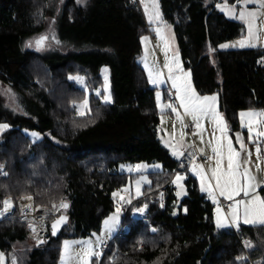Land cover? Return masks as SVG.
I'll return each mask as SVG.
<instances>
[{
    "label": "trees",
    "instance_id": "1",
    "mask_svg": "<svg viewBox=\"0 0 264 264\" xmlns=\"http://www.w3.org/2000/svg\"><path fill=\"white\" fill-rule=\"evenodd\" d=\"M131 2L0 0V82L14 91L22 111L7 107L0 94V124L9 126L0 132V163L8 171L0 184L9 186L0 191V207L8 197L19 203L26 196L46 208L69 205L60 235H49L41 246L18 218L1 222L0 254L7 264L13 258L16 264H59L64 240L100 232L115 212L113 194L136 178L121 173L120 166L157 162L163 170L148 173L150 185L123 208L118 232L127 230L103 247V256L92 264H249L247 254L262 264L264 226L218 229L216 206L192 176L185 183L187 195L178 199L172 181L181 168L159 140L155 89L139 62L141 36L151 26L141 6ZM222 3L240 6L237 0H160L163 20L173 27L176 50L195 89L201 95L218 94L234 135L242 111H264V48L218 50L245 34L242 23L218 9ZM49 18L56 19L71 48L64 56L24 50L25 41L43 33ZM104 66L111 69L112 104L92 93L103 85ZM78 75L86 77L90 95L70 82V76ZM85 100L90 112L82 117L75 105ZM26 131L41 139L33 143ZM17 182L27 183V190H17ZM260 193L264 199V188Z\"/></svg>",
    "mask_w": 264,
    "mask_h": 264
},
{
    "label": "snow or ice",
    "instance_id": "2",
    "mask_svg": "<svg viewBox=\"0 0 264 264\" xmlns=\"http://www.w3.org/2000/svg\"><path fill=\"white\" fill-rule=\"evenodd\" d=\"M88 0H77L78 4H87ZM240 4V9L237 14V10L235 5L229 7L227 4L220 6L221 11H224L226 15H228L232 19L240 20L247 29V36L243 39L239 40L234 44H221L219 47L221 49L229 48V47H239V48H251L257 46V41L259 39L257 33V18L259 15L264 14V0H237ZM141 3L144 4L145 14L148 16L149 23H154L161 20L160 13L158 11V5L155 4V0H153L152 7L154 11L149 13V6L145 3V0H141ZM249 4H257L258 10H250L247 5ZM165 27H167L165 25ZM157 36H161V28L158 26L156 28ZM54 38V37H53ZM48 39L46 36H40L38 40L35 41L36 49L42 50L45 41ZM147 37L143 38L142 42H146ZM59 44V41H56ZM32 43L29 42L26 44V47H31ZM264 63V60L260 61ZM147 68V65H145ZM164 67L167 69L168 77L167 79L171 81L172 87L175 89V101L165 104L161 108V112L165 109H171L173 113L176 114V119L181 121L182 127L183 121L181 119V114L178 111L179 109H183V113L186 116H190L194 123V131L193 135H199L201 138V142H203V125L202 121L209 120L213 123L214 129L219 132L218 137H214V143L210 142L211 152L214 154L215 159V167L205 171L203 165L197 164L196 161V151H190L187 153L189 157H191L193 163L191 164L190 171L193 175L197 176L200 180V187L202 192H206L209 198L212 200L213 204H216V215H215V225L218 229H225L230 226H235L239 228L240 222L246 225H262L264 226V199H262L258 194H256L257 185L254 183V178L249 175L247 169L241 168L240 163V152L233 147V142L228 136V126L224 121L223 116L217 110V96H201L198 95L196 90L193 88L191 83V73L185 72L181 66V62L179 59L178 52L174 53V58L171 63H165ZM107 72V69H104ZM149 82L154 85H159L164 83V80L161 79L162 74L159 71L149 70L148 73ZM71 79V77H70ZM107 77L105 76V92H107ZM97 96H100L101 93L99 91L96 92ZM104 103H111L110 95H105L103 97ZM160 94L157 93V102L159 105ZM82 108L87 110L88 101L85 100L84 104L81 105ZM81 115L84 113L81 112ZM242 126L247 128L248 139L250 142L256 143V154L259 159L261 148L258 142L259 137H264V129L255 130V126L258 124H264V112L256 113L253 111H242L240 114ZM9 126L7 124H0V132L4 129H7ZM36 133H32L33 137H36ZM181 138L185 135V133H180ZM36 141H33L35 143ZM166 146L171 148V153L177 159L184 156L185 153L181 150H178L174 144H170L165 142ZM236 143L240 145V149L243 151L244 148V140L241 135L237 133L236 135ZM189 148H192L193 145H189ZM201 154H203V149L199 150ZM250 156L251 153L249 152ZM209 160L213 159V157H209ZM226 160L227 166L226 168L222 167L223 162ZM156 167H160L157 165ZM4 166L0 165V176L7 177L8 172L3 171ZM210 172V175L208 174ZM185 177L181 174H177L175 179L172 181L173 184L176 185L178 191L176 192L177 197L181 195L183 190V185L181 181H183ZM145 182L147 178H145ZM136 192L139 195L140 193V185H137ZM243 193V196L248 199H240L237 200L235 197ZM116 195L115 193L113 194ZM218 197H224L225 200L231 201V206L227 214L222 211V208L219 204ZM28 200H31L32 197L28 196ZM67 203H60L59 205L53 204L52 210L57 211L59 208L67 209ZM12 207L11 203L8 200L4 201V212H7ZM28 211H32V205L29 204L26 206ZM147 205L144 207L138 208L137 211L139 213H144ZM24 211V209H22ZM187 212V209H184ZM4 212H0V217L4 215ZM120 209L117 208V214H119ZM175 214V213H174ZM44 215H48V210L46 209ZM230 217V221H229ZM112 221L111 226H109V220H105L104 223L108 227V232L115 231L117 227H119L120 221L119 216L115 215L110 218ZM66 221V217L61 215L58 219H56L51 225V233L52 235H56L58 228L62 223ZM29 228L35 233L36 228L33 224L29 223ZM153 232L156 231L155 228L152 229ZM99 238H97V243H99ZM37 243H43L42 240L37 238ZM100 253L95 251L91 242H84V246L82 248V254L79 255L78 260L79 264H88V261L93 256H99ZM67 257L70 260L71 252H70V244L68 241L64 242V249L62 254V261L64 264H67L65 260ZM4 257L0 254V264H3ZM12 264H16L15 258H13Z\"/></svg>",
    "mask_w": 264,
    "mask_h": 264
},
{
    "label": "rangeland",
    "instance_id": "3",
    "mask_svg": "<svg viewBox=\"0 0 264 264\" xmlns=\"http://www.w3.org/2000/svg\"><path fill=\"white\" fill-rule=\"evenodd\" d=\"M145 3L148 4L149 13L151 14L154 11V9L152 7L153 0H145ZM155 4L158 5V11L160 13L161 20L154 22V23H151V29H152L153 33H145L141 36L142 54L139 58V62L142 65L143 69L145 70V73H146L150 87L155 89L156 104H157L158 112L160 113V126H159V130H158V137L161 139L162 143L165 146H166L165 142H168L170 144H174L177 147V149L181 150V151L184 148H188L189 145H193V146L199 145V147L204 145V146L208 147L206 142L204 141V139H203L202 144H199L198 139H197V135L191 136L188 133V131H187L188 127H189L188 124L193 123V121H192L190 116H187L188 117L187 118L184 115L183 109L178 108V111L181 114V119L183 121V125H184L183 127H182L181 121H178L176 119V114L173 113L171 111V109H165L163 111V113L161 112V108L165 104L170 103V102H176L175 99L171 100L169 98V95L172 92L175 95V89L172 87L171 81L167 79L168 72H167V69L164 67V65H165V63H171L173 61V58H174V53H177L178 51L169 42L168 34L166 31L167 29L165 27V25L168 26V24L165 23L163 20V14H162V8H161L160 0H155ZM225 4L226 3H222L219 5L223 6ZM142 5L144 7L143 3H142ZM228 6L231 7L232 5H228ZM235 7L237 10V14H238L240 6L239 7L235 6ZM247 7L250 10H258L257 4H249V5H247ZM218 9L220 10V8H218ZM221 12H223L226 15V13L224 11H221ZM145 16L148 19V16L146 14H145ZM226 16L231 20L238 21V22L242 23L238 19H232L228 15H226ZM158 26L161 28V35L163 38H161V36H157V34H156V28ZM257 28H258L257 35H258L259 39L257 41L256 47H251V48L229 47V48H225V49H221L219 47L218 50L228 51V50L264 48V14H261L258 16ZM42 35L48 37V39L45 41L42 50L38 51L35 47V41L38 40L40 38V36H42ZM246 36H247V29L245 26V34L241 39H243ZM144 37H147L146 42H142ZM241 39H239V40H241ZM239 40L229 42V43H224V44H234V43L238 42ZM56 41H59V44H57ZM29 42L32 43V46L26 47V44H28ZM24 50L35 51L43 57L53 58V57L64 56V55L68 54V52L71 50V48L68 47V45L65 43L64 39L61 37V35L59 33L58 26L56 25V19L55 18H49L46 22L45 30L43 33L36 35L32 38H29L28 40L25 41ZM212 54H213V51H210V55H212ZM179 59H180L181 66H182L183 70L185 72H190L189 70H186L183 67L180 55H179ZM145 65H147V68L145 67ZM104 69H107V72H105ZM149 70H153L154 74H155V71H159L162 74L161 79L164 80V83H161L159 85H154V84L150 83L149 82V76H148ZM101 76L103 79V85L99 89L93 91L92 93L94 95H96V92L99 91L101 93L100 96H101V100L103 103H104L103 97L105 95H110L111 103H107V104H112L113 103V95H112V89H111V76L112 75H111V69L109 66L102 67ZM105 76L107 77V81H108L107 82V92H105ZM70 77H71V79H70ZM70 77H69L70 82L74 83L77 86V88L87 92L88 95L91 94V92L89 91V88H88V82H87L86 77L81 76V75L70 76ZM190 79H191V83L193 85V88L195 89L193 81H192V77H190ZM196 92H197V90H196ZM157 93L160 94L159 105L157 102ZM0 94H1L3 101L7 107H10L15 111L22 112L19 105H18L17 97H16L14 91H12L9 87L2 84L1 82H0ZM197 94L201 95L198 92H197ZM212 95H216V94L201 95V96H212ZM83 104H84V102L78 103L75 105L77 114L79 116H82V117L86 116L90 112L89 102H88L87 110H85L84 108L81 107V105H83ZM104 104H106V103H104ZM217 110L219 111L218 99H217ZM246 111H253L256 113L261 112L258 110H246ZM81 112H83L84 114L81 115L80 114ZM187 120H188V123H186ZM224 121L226 122L228 129L230 130L229 124L225 118H224ZM239 122H240V129L234 133L233 137L229 133H228V136L233 142V147L236 148V150L240 152L241 168L242 169L246 168L249 175H251L254 178L253 171H252V169H250V167L247 165V163L248 162L252 163V161H254L255 168L258 170V172L260 170L264 171V168L262 167V157L264 156V137L258 138V142H259L260 148H261L260 157L258 159L257 154H256L257 144L249 141L247 128L242 126L240 115H239ZM202 124L204 125L205 133H208L210 135L212 134L213 139H211V142L214 143V137H218L219 132L214 129L213 123L210 122L209 120L202 121ZM261 129H264V124H258L255 126V130H261ZM181 132L185 133L183 138H181V135H180ZM32 133H36L37 134L36 137H33ZM237 133H239L241 135L242 139L244 140L245 150H243V151L240 149V145L236 143ZM25 134L30 136L34 141L41 139V135L38 134L37 132H34V131H26ZM181 145L183 146V148ZM167 148L171 152V148L168 146H167ZM209 150H211V145L209 146ZM249 152L251 153L250 156L248 155ZM212 157H213V159H211L209 161V163L206 167L207 169L204 167L206 172H208L209 169L215 167V159H214V156H212ZM157 165H159L160 167L159 168L156 167ZM226 166H227V162L225 160L222 164V167L226 168ZM162 170H163L162 164L157 163V162L156 163L140 162V163H135V164L134 163L133 164L132 163L122 164L119 168V171L121 173H126V174H136V178L133 180L132 179L129 180L127 185H125L123 188H121L119 190H116V192H115L116 195L114 196V199L117 203V208L120 209V212H119V214H117V208H116L115 212L112 213L110 216H108L105 219V220H109V222H110L109 226H111L112 221L110 220V218L115 216V215H118L119 221H120L119 227H117L115 231H113V232H111V234H109V232L107 230L109 226H106L105 223L103 222L101 231L93 234L92 236H90L88 238L64 240L63 244H62V248H61V256H60L59 264H64V261H62V254H63L65 241H68L70 244V252H71V257H72L70 260H68L67 257H65L67 264H79L78 257H79V255L82 254V248L84 246V242H91L94 250L98 251L100 253V255L98 257L97 256L91 257L88 261V264H92V260L94 258H97L100 260V258L104 254L103 245L106 242L109 243L119 233L118 231L121 228L123 208H124L125 204L130 203L131 200H133V199H137V198L141 197L143 189L146 186L150 185V179H149L148 173L162 171ZM178 174H181L185 177V179L183 181H181V183L183 185V190H185V181L187 180V178H189V176H193V178L195 179L197 185L199 186V188L201 190L200 180L197 176L192 174V172L190 171V167L188 168L187 171H182V172H179ZM208 174L210 175V172ZM145 178H147V181H149V182H145ZM174 179H175V177H174ZM138 184L140 185L139 195L136 192V188H137ZM183 190H182V192H183ZM242 194L243 193H241L238 196H241ZM221 198L224 199V197H221ZM242 199L246 200L248 198H242ZM215 215H216V212H215ZM214 218H215V216H214ZM229 221H230V218H229ZM240 223H243V222L241 221ZM229 228H234V227L230 226V227L225 228V229H229ZM126 230L127 229H124L123 231H126ZM97 238H99V241H100L99 243H97ZM3 257H4L3 264H7L6 257L4 255H3Z\"/></svg>",
    "mask_w": 264,
    "mask_h": 264
},
{
    "label": "built area",
    "instance_id": "4",
    "mask_svg": "<svg viewBox=\"0 0 264 264\" xmlns=\"http://www.w3.org/2000/svg\"><path fill=\"white\" fill-rule=\"evenodd\" d=\"M131 3L132 5L138 6L139 8L141 6V0H132ZM187 131L191 135L193 133L192 127L189 126ZM190 151H196V160L198 159V151H197L196 146L194 145L192 148H188L184 152L185 155L182 156V158L178 162V165L181 169L187 168L193 163L191 157L187 155V153ZM263 162H264V158H263ZM0 165L4 166L3 171H7L5 164L0 163ZM1 177H4V176H1ZM163 195H164V189L161 190V196L163 197ZM27 197L28 196L22 198L19 203L15 202V200L11 197L6 198L5 200H8L11 203L12 207L7 212H4V202H3L2 207H0V212H4V215L0 217V223L6 220L18 218L23 223H26L27 226L29 225V223L33 224L36 228V232L34 233L32 229H30L28 226L30 230V237L32 241L36 243L37 246H41L45 244L46 238L48 237V231L50 228V220L54 217H58L62 215L65 212V209L59 208L57 211H53L52 207L46 208V207L36 205L35 199L33 196H31L32 197L31 200H28ZM61 203H65V202H61ZM29 204L32 205V209H33L32 211H28L26 208V206ZM219 204L226 211L231 206L230 202L225 203L223 201H220ZM22 209H24V211H22ZM46 209L48 210L47 216L44 215V212ZM123 234H124V231L119 232L117 235L118 238H121ZM37 238L42 240L43 243H37ZM103 247L106 249L108 247V243H105ZM244 260L248 262L249 264H257L251 259L249 254L245 256ZM262 264H264V260Z\"/></svg>",
    "mask_w": 264,
    "mask_h": 264
},
{
    "label": "crops",
    "instance_id": "5",
    "mask_svg": "<svg viewBox=\"0 0 264 264\" xmlns=\"http://www.w3.org/2000/svg\"><path fill=\"white\" fill-rule=\"evenodd\" d=\"M141 9H142V11H143V14L145 13V11H144V7H143V5H142V3H141ZM144 16H145V14H144ZM145 19H146V22L151 26V24L149 23V21H148V19H147V17L145 16ZM166 31H167V34H168V38H169V42L172 44V46L173 47H175V49H176V43H175V36H174V30H173V27L172 26H170V25H168L167 27H166ZM150 33H153V31H152V29L150 28ZM217 95V99H218V106H219V97H218V94H216ZM169 98L171 99V100H174L175 99V95H174V93L172 92L170 95H169ZM219 112H221V115L223 116V118H225L224 117V114L222 113V111L220 110V107H219ZM262 112V111H261ZM264 112V111H263ZM260 113V112H259ZM186 116V115H185ZM187 117V116H186ZM188 118V117H187ZM186 123H188V120H187V122ZM189 126H191L192 127V129H193V131H194V123H190V124H188ZM203 125V124H202ZM203 129H204V125H203ZM228 133L229 134H231V136L233 137V135H232V133H231V131L228 129ZM202 135H203V139H204V141L206 142V144H207V146L208 147H206V146H204V145H202V146H200L199 147V145L197 146L196 145V148H197V151H198V159L195 161L197 164H201V165H203V167H207V165H208V163H209V157H212V156H214V154L212 153V152H210L211 150H209V146H210V142H211V139H213V137H212V134L210 135V134H208V133H205V131L203 130V132H202ZM191 136H193V134H191ZM197 139H198V143L199 144H202V142H201V138H200V136L199 135H197ZM159 140H160V142H161V144L170 152V150L167 148V146H165L163 143H162V141H161V139L159 138ZM183 145V144H182ZM181 145V146H182ZM182 148H183V146H182ZM189 148V147H188ZM188 148H184L182 151L183 152H185ZM200 149H203L204 151H203V154H201L200 153ZM170 154H171V152H170ZM172 155V154H171ZM173 156V155H172ZM174 157V156H173ZM178 162L180 161V159L182 158V157H180V159H177L176 157H174ZM263 158H264V156L262 157V167L264 168V162H263ZM247 165L250 167V169H252V171H253V174H254V183H256V185H257V188H256V194H258L259 196H261V193H260V191L264 188V171H259L258 172V170L255 168V165H254V161H252V163H250V162H248L247 163ZM189 167H191V165L189 166ZM189 167H187V170H188V168ZM207 169V168H206ZM181 172V171H180ZM176 176V175H175ZM190 177V176H189ZM193 177V176H192ZM188 179V178H187ZM185 183H186V181H185ZM174 187L176 188V186H175V184H174ZM197 187H198V190L200 191V193H202V194H204V195H206L207 197H209L208 196V194L206 193V192H202L201 190H200V188H199V186L197 185ZM178 191V189L176 188V192ZM187 195V190H186V188H185V190H183V192L181 193V195L178 197V199L179 200H181L182 198H184L185 196ZM262 197V196H261ZM133 198V197H132ZM131 198V199H132ZM242 198H245L244 196H243V194L241 195V196H238L237 198L235 197V199H242ZM262 199H263V197H262ZM218 200H219V202L220 201H223V202H225V203H227V202H230L231 203V201H228V200H225V199H222L221 197H218ZM132 201V200H131ZM212 201V200H211ZM215 206L217 207V205L215 204ZM222 208V211H224L226 214L228 213V211H229V209H230V207L227 209V211L223 208V207H221ZM230 218V217H229ZM241 225H245V224H243V223H240V225H239V227L241 226ZM248 226H253V225H248ZM256 226H258V225H256ZM234 228L233 229H236V230H238L239 228H236L235 226H233ZM107 243V242H106Z\"/></svg>",
    "mask_w": 264,
    "mask_h": 264
},
{
    "label": "clouds",
    "instance_id": "6",
    "mask_svg": "<svg viewBox=\"0 0 264 264\" xmlns=\"http://www.w3.org/2000/svg\"><path fill=\"white\" fill-rule=\"evenodd\" d=\"M28 184L27 183H24V184H21L19 182H17L16 184V188L17 190H19L20 192H24L27 190L28 188ZM8 185H4V184H0V191H7L8 190ZM49 196V198H51L52 194H47ZM127 264H132V262H127Z\"/></svg>",
    "mask_w": 264,
    "mask_h": 264
},
{
    "label": "water",
    "instance_id": "7",
    "mask_svg": "<svg viewBox=\"0 0 264 264\" xmlns=\"http://www.w3.org/2000/svg\"><path fill=\"white\" fill-rule=\"evenodd\" d=\"M180 171L182 172L183 169H181ZM67 209H68V208H67ZM67 209H66V210H67ZM63 216L66 217V221H65L64 223H62L61 226L58 228L56 235H52V233H51V225H52V223H53L56 219H58L59 217L56 218V219L51 223L50 228H49V231H48V236L51 235V236H53L54 238H57V237L60 235V232H61L62 228H63V227L67 224V222H68V218H67V216H66L65 214H63Z\"/></svg>",
    "mask_w": 264,
    "mask_h": 264
},
{
    "label": "bare ground",
    "instance_id": "8",
    "mask_svg": "<svg viewBox=\"0 0 264 264\" xmlns=\"http://www.w3.org/2000/svg\"><path fill=\"white\" fill-rule=\"evenodd\" d=\"M63 214H64V213H63ZM63 214H62V215H63ZM60 216H61V215H60ZM60 216H58V217H60Z\"/></svg>",
    "mask_w": 264,
    "mask_h": 264
}]
</instances>
